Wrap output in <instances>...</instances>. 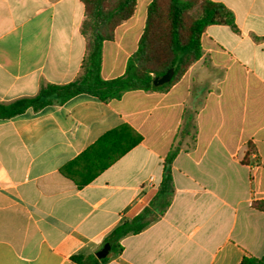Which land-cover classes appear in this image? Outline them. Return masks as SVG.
I'll return each mask as SVG.
<instances>
[{
  "label": "crops",
  "instance_id": "0c3cea01",
  "mask_svg": "<svg viewBox=\"0 0 264 264\" xmlns=\"http://www.w3.org/2000/svg\"><path fill=\"white\" fill-rule=\"evenodd\" d=\"M153 0L103 46L102 77L125 74ZM238 31L213 25L202 57L167 91H131L103 103L63 105L0 121V264H72L158 193L163 162L185 115L197 126L172 165L171 206L103 264H240L264 255V0H211ZM81 0H0V102L76 79L85 55ZM128 125L142 142L79 188L60 170L108 132ZM193 132V130H192ZM249 145L255 153L244 159ZM96 256V255H95Z\"/></svg>",
  "mask_w": 264,
  "mask_h": 264
},
{
  "label": "trees",
  "instance_id": "16d2710c",
  "mask_svg": "<svg viewBox=\"0 0 264 264\" xmlns=\"http://www.w3.org/2000/svg\"><path fill=\"white\" fill-rule=\"evenodd\" d=\"M137 1L81 0L85 9L81 24L85 55L76 79L61 85L43 84L35 96L0 102V121L18 117L29 109L38 113L50 106L63 105L82 94L109 103L131 91H167L202 57L201 40L208 27L226 25L238 31L233 12L221 3L211 0H153L147 8L146 25L138 49L129 58L125 74L105 80L101 74L103 46L113 41L116 29L134 15ZM170 69L174 70L171 81L155 86L154 79ZM196 134L193 116L185 115L177 140L164 158L162 182L149 206L135 218L124 221L112 230L104 243L111 246L106 258L77 254L71 257L72 264L107 262L112 255L123 251L122 238L141 233L165 214L175 193L173 162L181 151L182 140L189 136L195 142ZM142 140V136L130 126H120L68 162L60 172L77 187H85ZM254 153L253 146L249 145L244 162L251 163ZM254 206L264 210V202L254 203ZM240 264H264V255L262 258L246 256Z\"/></svg>",
  "mask_w": 264,
  "mask_h": 264
},
{
  "label": "water",
  "instance_id": "95a60500",
  "mask_svg": "<svg viewBox=\"0 0 264 264\" xmlns=\"http://www.w3.org/2000/svg\"><path fill=\"white\" fill-rule=\"evenodd\" d=\"M174 74V70L170 69L166 74L161 77L155 78L153 83L155 86H162L171 81ZM111 250L110 244H105L101 250H99L95 255L98 259L106 258Z\"/></svg>",
  "mask_w": 264,
  "mask_h": 264
}]
</instances>
